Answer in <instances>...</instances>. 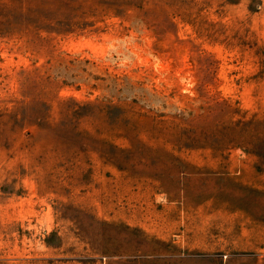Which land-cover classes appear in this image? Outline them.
<instances>
[{"label":"rangeland","instance_id":"rangeland-1","mask_svg":"<svg viewBox=\"0 0 264 264\" xmlns=\"http://www.w3.org/2000/svg\"><path fill=\"white\" fill-rule=\"evenodd\" d=\"M0 264H264V0H0Z\"/></svg>","mask_w":264,"mask_h":264}]
</instances>
